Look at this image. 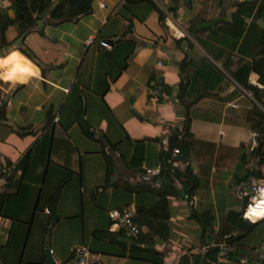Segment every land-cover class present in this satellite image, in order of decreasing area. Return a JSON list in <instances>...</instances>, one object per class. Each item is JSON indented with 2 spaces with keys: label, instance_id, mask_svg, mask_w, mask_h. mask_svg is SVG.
I'll return each mask as SVG.
<instances>
[{
  "label": "crops",
  "instance_id": "obj_1",
  "mask_svg": "<svg viewBox=\"0 0 264 264\" xmlns=\"http://www.w3.org/2000/svg\"><path fill=\"white\" fill-rule=\"evenodd\" d=\"M145 1L93 0L90 12L73 22L46 16L21 36L16 29V41L0 53V264H46L34 227L54 215V228L74 215L79 232L66 256L59 262L49 251L62 264L75 247L89 248L94 233L116 236L108 232L109 213L121 209L143 212L163 264L192 255L205 258L204 264L207 257L215 259L210 264H264V219L250 231L226 223L229 212L241 211L233 189L249 178L264 187V164L252 163L249 154L260 142L246 123L254 102L230 76L240 60L250 62L258 52L263 18L256 12L263 0H177L174 14L166 12L167 0H149L166 13L167 32ZM236 3H249L253 11L240 41L223 48L212 32L216 23L230 22ZM89 38L92 46L85 44ZM101 41L113 44L104 49ZM13 53L22 58L20 67L31 66V75L3 78L15 65L2 61ZM249 82L256 86L257 77ZM155 87L162 88L159 98L148 95ZM186 118L198 184L190 201L179 198L172 170L182 172L185 163H163L169 138L177 136L175 148ZM249 162L259 178L247 177ZM161 167L167 172L152 181L146 171ZM64 181L51 212L48 203ZM192 213L208 214L213 233H202ZM98 264L130 262L99 256Z\"/></svg>",
  "mask_w": 264,
  "mask_h": 264
},
{
  "label": "trees",
  "instance_id": "obj_2",
  "mask_svg": "<svg viewBox=\"0 0 264 264\" xmlns=\"http://www.w3.org/2000/svg\"><path fill=\"white\" fill-rule=\"evenodd\" d=\"M10 4V10L12 11L13 17L7 16L4 12L0 13V40L2 41L1 46H6L4 43L5 37L4 34L7 28L17 25L18 36H21L23 33L31 30L34 26L41 21L44 17H48L51 21L55 22H73L78 18L88 14L91 10V4L93 0H7ZM130 0H127L129 2ZM149 6V11H153L158 16V25L160 28L167 32L165 26L166 13L161 11L155 5H153L149 0L145 1ZM171 5L168 11V14H174L177 6V0H167ZM249 3H236V11L230 16V22H223L220 26V23H216L215 30L212 32L214 37L219 40V45L224 48L228 46L230 40H234L236 43L240 41L245 31V19L249 18L252 14L253 8L248 5ZM257 13V18L261 22V34L259 42L257 45L258 52L253 54L250 62H243L242 60L238 63V68L230 73V76L233 80L248 94H250L253 102L251 104V109L247 113L246 123L249 130L254 133L260 140L258 144V151L254 155L250 154L251 162L257 161V165L260 166L264 164V154H260L261 147L264 146V0L261 7V12ZM120 17V13L118 14ZM122 20V19H121ZM183 39H177L176 43L179 44ZM121 41H116L114 44H119ZM8 48V47H7ZM133 49V45L130 46ZM1 49V48H0ZM24 56L25 53L23 54ZM229 57V56H228ZM226 58L223 67L228 69L231 65V59ZM255 75L257 77L256 86L251 85L249 82V77ZM260 87V88H259ZM189 121L186 118L182 130L179 132L181 140L176 144L174 151L178 152L179 157H183L186 161L184 169L182 172H174L173 175L180 184L179 198L186 201H190L194 192L198 188L197 180L193 176L192 169L190 167V153L192 150L191 135L189 134ZM249 162L247 177H258L259 175L255 170H252V163ZM181 163V162H178ZM27 165V155L20 162V168L25 169ZM166 170L161 167L158 178H162L163 173ZM167 172V171H166ZM67 183L64 181L56 189L54 195L49 201L48 208L52 212L57 206L60 192L63 186ZM173 190V189H172ZM235 189L232 190V196H235ZM182 194V195H181ZM160 197V196H159ZM5 198L1 196L0 199ZM161 204L163 206L166 204V199L164 196L160 197ZM240 204L241 211L239 213L229 212L226 216V223L230 226L231 230H253L257 224H250L247 221L242 219L244 209L246 208L245 201H237ZM157 210V208H156ZM143 213V212H142ZM141 211H138L136 216H133V222L136 225L142 226L144 228V233L139 237L136 242H128L124 239L123 233L119 232L114 237L106 238L102 233H94L92 237L91 244L87 248L91 253L98 256H108L118 259H125L134 264H163L162 256L152 245L154 243V238H150L149 232L153 230V226L150 222L144 220ZM192 217L200 221L202 226V233L211 234L213 233V225L211 218L208 214L196 215L191 214ZM164 217L163 221L165 220ZM159 227H163L165 230L164 223H158ZM156 229L162 233V229ZM158 233V232H157ZM146 240V241H145ZM234 238L229 237L227 242H232ZM214 253V250H209L208 254ZM195 256V257H193ZM207 257V256H206ZM204 259L200 255H192L189 260L186 262L179 261V264H204ZM71 258L68 260L70 261ZM67 261V262H68ZM209 264L214 263L215 259L206 260ZM64 262L62 264H65ZM207 263V264H208Z\"/></svg>",
  "mask_w": 264,
  "mask_h": 264
},
{
  "label": "built area",
  "instance_id": "obj_3",
  "mask_svg": "<svg viewBox=\"0 0 264 264\" xmlns=\"http://www.w3.org/2000/svg\"><path fill=\"white\" fill-rule=\"evenodd\" d=\"M103 5H100V8L103 9ZM94 43V39H87L86 46H92ZM99 47L104 49H109L108 42L101 41L98 43ZM148 95L153 98H159L162 95V88L155 87L148 90ZM173 156H177L178 152L173 151ZM161 169H156L155 171H146L148 177L150 176H158ZM236 199L239 201H245L246 208L244 209L242 219L244 221L249 222L250 224H254V222L250 221L249 218L246 217V214L252 208H257L258 204H264V187L261 186L258 181L254 178H249L248 183L245 186L239 187L235 191ZM109 218L111 221V225L108 229L109 233H123V237L128 242H136L139 237L144 233V228L142 226L136 225L133 222V214L128 209H121L118 211H113L109 213ZM261 219H264L261 218ZM260 219V220H261ZM50 256H51V252ZM99 256L91 253L86 247H75L71 251V260L65 264H98ZM55 264H57L55 262Z\"/></svg>",
  "mask_w": 264,
  "mask_h": 264
},
{
  "label": "rangeland",
  "instance_id": "obj_4",
  "mask_svg": "<svg viewBox=\"0 0 264 264\" xmlns=\"http://www.w3.org/2000/svg\"><path fill=\"white\" fill-rule=\"evenodd\" d=\"M10 4L7 0H0V13L4 12L7 16L13 17L12 11L9 9ZM17 29V25H13L12 27L7 28L4 37V43L6 46H1L0 53L2 50H6L7 47H11L13 43L16 41H12V34L15 33ZM2 41L0 40V45ZM57 145V143H56ZM55 154V153H54ZM233 164H229L228 167H232ZM51 166V165H50ZM264 169V165H263ZM73 197H71L72 199ZM67 201V198L66 200ZM70 213V212H65ZM69 215V214H67ZM39 214H37L36 219L38 218ZM72 218H68L65 220V222L61 223L60 225H56L54 228L53 224H55V217L54 215L52 217H45L44 222L42 223L43 226H39L38 228L34 227L33 231L36 234L39 240H37L39 251H43V259L45 258V252L46 251H53L55 252L56 260L61 262L60 259H58L59 255L66 256L67 254V248L70 242H73L77 237L76 233L79 229L80 221L75 219L74 215ZM37 223V222H36ZM79 232V230H78ZM34 233L32 234V237H34ZM31 244L29 245V247ZM42 257V256H41ZM107 257L108 256H103ZM63 260V259H62ZM67 262V261H66ZM130 264H134L130 262Z\"/></svg>",
  "mask_w": 264,
  "mask_h": 264
},
{
  "label": "clouds",
  "instance_id": "obj_5",
  "mask_svg": "<svg viewBox=\"0 0 264 264\" xmlns=\"http://www.w3.org/2000/svg\"><path fill=\"white\" fill-rule=\"evenodd\" d=\"M18 61H22V58L19 57V55L17 53H13L6 60L2 61L3 65H9V64L15 65L13 67L12 71L9 72L5 77H3L4 79L11 80L13 78L14 73H16V72L27 73L28 75L32 74V72L29 70L31 67L30 65H28L26 67H20L19 63H17ZM23 63L25 65H27L26 61H23ZM257 209H258L257 211L253 212V216H255L257 218L264 216V204H258Z\"/></svg>",
  "mask_w": 264,
  "mask_h": 264
},
{
  "label": "water",
  "instance_id": "obj_6",
  "mask_svg": "<svg viewBox=\"0 0 264 264\" xmlns=\"http://www.w3.org/2000/svg\"><path fill=\"white\" fill-rule=\"evenodd\" d=\"M108 44H109V46H112L113 42L109 41ZM176 140H177V136L174 135V136L170 137L169 141H168V147H167L168 153H167V155H165V157L163 159L164 166H166L167 168L170 167V165H169L170 161L175 162V163H178V162L186 163V161H185V159L183 157H179V156L173 157L172 156V153H173V150H174V143H175ZM172 170L175 171V172H178L175 168H172ZM155 177L156 176L153 175L151 177V180L155 181ZM157 184L159 186L162 185L161 180L158 179L157 180ZM45 263L46 264H55V262L52 260V258L50 256L49 251L45 252Z\"/></svg>",
  "mask_w": 264,
  "mask_h": 264
},
{
  "label": "bare ground",
  "instance_id": "obj_7",
  "mask_svg": "<svg viewBox=\"0 0 264 264\" xmlns=\"http://www.w3.org/2000/svg\"><path fill=\"white\" fill-rule=\"evenodd\" d=\"M257 208H252L251 210L248 211V213L246 214V217L250 219V221L256 223L257 221H259L261 218H263L264 216L257 218L255 216H253V212L257 211Z\"/></svg>",
  "mask_w": 264,
  "mask_h": 264
}]
</instances>
